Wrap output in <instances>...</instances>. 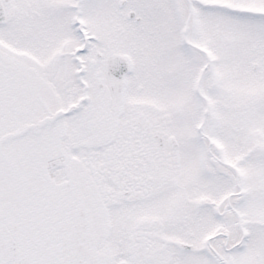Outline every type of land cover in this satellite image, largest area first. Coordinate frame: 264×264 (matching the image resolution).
<instances>
[{
  "label": "snow or ice",
  "instance_id": "obj_1",
  "mask_svg": "<svg viewBox=\"0 0 264 264\" xmlns=\"http://www.w3.org/2000/svg\"><path fill=\"white\" fill-rule=\"evenodd\" d=\"M0 264H264V0H0Z\"/></svg>",
  "mask_w": 264,
  "mask_h": 264
}]
</instances>
